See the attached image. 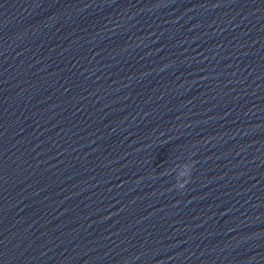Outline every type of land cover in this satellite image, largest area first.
<instances>
[{
    "label": "water",
    "instance_id": "95a60500",
    "mask_svg": "<svg viewBox=\"0 0 264 264\" xmlns=\"http://www.w3.org/2000/svg\"><path fill=\"white\" fill-rule=\"evenodd\" d=\"M0 264H264V0H0Z\"/></svg>",
    "mask_w": 264,
    "mask_h": 264
},
{
    "label": "clouds",
    "instance_id": "9594fccd",
    "mask_svg": "<svg viewBox=\"0 0 264 264\" xmlns=\"http://www.w3.org/2000/svg\"><path fill=\"white\" fill-rule=\"evenodd\" d=\"M189 182H190V181H189ZM184 187H185V186H184ZM184 187H183V188H184Z\"/></svg>",
    "mask_w": 264,
    "mask_h": 264
}]
</instances>
